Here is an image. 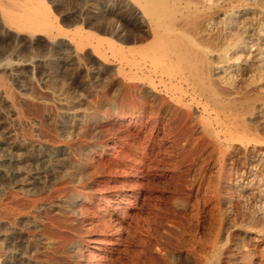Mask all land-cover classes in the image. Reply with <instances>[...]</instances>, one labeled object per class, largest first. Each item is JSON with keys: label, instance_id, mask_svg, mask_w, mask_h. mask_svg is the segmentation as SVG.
Returning a JSON list of instances; mask_svg holds the SVG:
<instances>
[{"label": "bare ground", "instance_id": "6f19581e", "mask_svg": "<svg viewBox=\"0 0 264 264\" xmlns=\"http://www.w3.org/2000/svg\"><path fill=\"white\" fill-rule=\"evenodd\" d=\"M254 1L256 7L237 0L222 9L218 0H74L68 26L88 13L118 17L106 19L108 27L97 36L85 23L65 30L50 0H0V49L21 55L43 38L61 56L67 40L77 54L90 50L117 64L124 83L113 101L93 106L85 117L57 120L53 130L62 140H55V149L27 151L1 140L7 171L0 170V185L47 189L51 196L42 207L57 214L72 239L58 232L36 243L27 229L11 230L4 240L12 251L2 257L0 249V264H32L38 247H52L72 264H113L129 247L128 236L145 247L160 227L159 214L148 207L160 206L155 185L173 180V153L182 141L172 138L171 119L189 131L185 140L197 136L200 149L208 145L216 153L215 184L227 205L237 208L240 198H251L243 257L245 264L264 263V0ZM216 22L222 27L215 36ZM59 58L51 70L66 65ZM234 77L243 83L236 85Z\"/></svg>", "mask_w": 264, "mask_h": 264}, {"label": "rangeland", "instance_id": "374dc122", "mask_svg": "<svg viewBox=\"0 0 264 264\" xmlns=\"http://www.w3.org/2000/svg\"><path fill=\"white\" fill-rule=\"evenodd\" d=\"M50 1L54 13L64 20L65 30L85 23L87 31L97 36H103L102 32L108 27L106 19L118 20L116 16L103 17L100 14L88 13L75 25L68 26L70 20L67 13L73 10L74 0ZM244 1L249 3L242 2L243 4L248 3L256 7L254 0ZM234 4L237 5V0H218V5H220L218 7H223L222 9H229ZM221 27L222 22L215 23L212 29L215 36ZM62 42L61 48L66 50L63 53L64 56L49 51L51 44L43 38L32 42L33 48L23 51L21 55L0 49V142L8 140L9 143L13 142L25 147L27 151L38 147L55 149L56 142L62 140L59 133L53 130V125L57 120H63V117L67 115L66 119L73 114L85 117L86 113L87 115L90 113V108L100 103L113 101L118 91L124 90V83L117 75V64L113 61L97 59L90 50H86L87 53L77 54L72 44L70 45L67 40ZM58 56L62 58L61 60L64 59L66 65L62 64L60 69L51 70V66L54 65L56 58H59ZM18 63L19 65L23 64L22 71L21 69L14 72L2 70L7 64ZM231 80H236V85H239L241 81L243 83V80L235 77ZM71 111L74 112L71 113ZM62 112L64 113L62 114ZM173 121L171 119L170 124L172 127L175 126L174 130L180 127L179 131L178 129L173 130L174 133L172 131V138L177 137L176 140H179V143L182 140L179 144L180 147L177 145V152L175 150L173 153L174 178L170 180L169 184L155 185L157 197H160L158 200L161 199L157 210L152 209L153 202L148 206L152 212L156 211L159 214L158 225L160 224V227L154 229L149 238H145V247L142 246V248H137L136 239H131L128 236L129 247L122 252L121 257L115 259L113 264H201V262L245 264L246 260L243 256L246 252V240L243 242L241 236L245 231L251 230L253 209L251 198L249 196L243 197L244 199L240 198L237 208L227 205L224 202V195L215 184L219 173L216 153L214 154L208 145L202 146L200 149V143L195 138L197 136L191 137L190 135L191 139L185 140L189 137V135L185 136L189 131L182 128L179 120ZM176 122L179 124L177 125ZM179 136L182 138L178 139ZM192 138H195V142ZM182 142H184L183 145ZM3 154L0 143V170L7 169V165L2 162ZM36 186L32 188L25 184L16 187L0 185V249L2 257L12 251L4 240L11 230L27 229L29 235L32 234L33 240L37 238L36 243L40 240V235L58 232L62 234L65 241L72 239L68 230L60 228L57 214L50 213L42 207V204L51 196L48 190L42 189L40 184ZM174 199L177 202H174ZM7 200L13 203L12 208ZM161 218L163 219L161 220ZM137 227L142 234L147 233L146 224L139 223ZM51 248L42 250V247H38V252H33L34 254L32 253L30 256L32 264H72L71 259L65 254H58L56 249H52L53 253Z\"/></svg>", "mask_w": 264, "mask_h": 264}]
</instances>
